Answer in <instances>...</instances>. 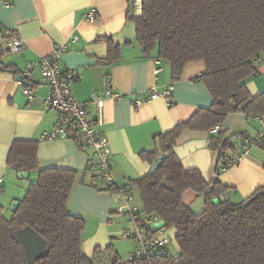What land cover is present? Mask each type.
<instances>
[{
  "label": "crops",
  "instance_id": "obj_1",
  "mask_svg": "<svg viewBox=\"0 0 264 264\" xmlns=\"http://www.w3.org/2000/svg\"><path fill=\"white\" fill-rule=\"evenodd\" d=\"M7 1L11 3L9 7L0 0V178L4 179L0 207L3 214L6 207L24 197L40 171L50 168L79 171L68 209L86 222L82 251L88 257H98L100 264H110L114 259L122 261L120 255L128 256L136 247L135 241L122 236L124 230L132 228L117 212L122 201L115 194L98 188L101 182L97 181L98 172L90 164L89 149L82 150L73 138L42 140L43 133L56 125L59 116L56 111L44 109L48 86L40 74L36 72L30 83L38 97L29 101L17 83L18 73L22 76L29 62L51 55L62 45L67 46L66 55L85 53L96 61L94 65L78 68L79 78L73 84V92L81 102L88 101L93 94L103 97L108 89L121 94L118 101L105 100L97 130L109 139L113 176L117 185L125 186L150 172L152 165L143 154L155 150L154 137L171 132L188 122L199 109L212 105L213 98L199 79L206 70L205 63L187 64L181 78L175 81L169 62L160 60L157 64L156 52L146 55L137 42L135 22L128 20L131 11L139 12L140 0ZM92 8L96 10L94 21L87 17ZM6 32H15L24 41L26 51L23 54L15 55L7 50L3 40ZM107 38L121 46V58L113 64L97 62L108 55ZM63 67L68 66L63 63ZM157 68L161 71L155 74ZM245 84L253 96L264 92V54L259 59L257 75L246 79ZM170 86L172 104L165 97H159L134 107L135 98L150 97L153 90L163 92ZM89 115L97 120L95 106L90 107ZM248 118L238 111L220 125V133L233 145L226 152L225 162L242 153L243 138L257 135L260 123ZM217 134L184 130L177 145L194 140H206L208 145L181 159L182 165L185 169H198L207 182L218 177L221 184L229 188L226 200L243 202L264 186V148L251 147L246 156L223 168L217 176L219 152L209 146L210 138ZM15 143H20L19 150L36 151L38 169L27 172L26 180L20 179L19 172L8 163ZM183 202L197 214L205 210L203 194L188 190ZM176 235L173 229L175 240ZM117 240L115 245L113 241ZM172 245L173 240L170 252ZM175 245L178 254L180 248L177 242Z\"/></svg>",
  "mask_w": 264,
  "mask_h": 264
},
{
  "label": "trees",
  "instance_id": "obj_2",
  "mask_svg": "<svg viewBox=\"0 0 264 264\" xmlns=\"http://www.w3.org/2000/svg\"><path fill=\"white\" fill-rule=\"evenodd\" d=\"M138 9V13L128 14V20L135 22L136 39L145 54L156 52L157 59L169 62L175 81L187 64L203 61L206 70L199 79L213 98L209 108L199 109L188 122L154 137L155 150L143 154L151 165L160 155L173 151L184 130L209 132L238 111L250 118L264 116V92L253 96L245 84L257 75L264 54V0H140ZM106 42L108 55L97 62H118L121 46L109 38ZM222 134L209 142L219 152L217 176L227 167L226 152L233 148ZM73 136L71 132L68 138ZM19 144L11 148V168L37 170L36 151L19 150ZM79 176V171L71 169L42 170L11 218L0 207V264H29L19 237L27 228L40 233L47 243L31 264H100L98 257L83 253L86 222L68 209ZM123 189L138 192L142 209L177 232L180 253L169 251L141 264H264V186L243 202L216 204L214 200L229 188L218 177L207 182L198 169H185L172 153L155 173L131 180ZM188 190L204 195L202 213L183 202ZM110 264L122 261L114 259Z\"/></svg>",
  "mask_w": 264,
  "mask_h": 264
},
{
  "label": "built area",
  "instance_id": "obj_3",
  "mask_svg": "<svg viewBox=\"0 0 264 264\" xmlns=\"http://www.w3.org/2000/svg\"><path fill=\"white\" fill-rule=\"evenodd\" d=\"M6 7L11 5L10 1L2 0ZM90 21L96 18V10L90 9L87 14ZM4 44L11 54L21 55L26 51V44L15 32H6L4 34ZM67 46L57 47L49 56L42 57L39 60L31 61L26 65L22 76L17 79V83L22 89L24 95L29 101L35 100L38 95L31 87L30 83L38 72L45 85L48 86V93L44 98V109L53 110L58 114V122L42 136L43 141H54L60 138H68L72 132L73 141L82 149L91 151L90 164L98 172L96 179L101 183L98 188L106 189L116 195L118 200L122 201L117 212L123 215L132 225V228L123 231V237L132 239L136 247L128 258L122 261V264H141L142 261L154 256H164L169 252V246L172 238L165 227L159 228L163 222L160 218L147 214L141 205L137 204V198L132 191H126L123 186L117 185L113 176L110 162V143L106 135L97 130L98 122L101 120L102 108L105 100L118 101L122 98L121 94L108 89L103 97L93 94L88 101H79L75 98L73 84L79 78L78 68L63 67L62 57L67 53ZM160 60L157 59V64ZM161 71L155 70V74ZM29 83V85L26 84ZM171 86L159 92L153 90L150 97H138L134 100V107L155 100L159 97H165L170 104ZM95 106L98 110L97 120L90 118V107ZM250 118V117H249ZM248 118V119H249ZM260 123V128L255 137L243 138L242 153L228 162V166L236 163L249 153L253 146L264 148V116L251 117ZM221 131L220 125L211 129L212 134ZM4 179L0 178V192L4 190ZM112 189L114 191H112Z\"/></svg>",
  "mask_w": 264,
  "mask_h": 264
},
{
  "label": "water",
  "instance_id": "obj_4",
  "mask_svg": "<svg viewBox=\"0 0 264 264\" xmlns=\"http://www.w3.org/2000/svg\"><path fill=\"white\" fill-rule=\"evenodd\" d=\"M62 62L70 67V68H79L85 66H91L96 63L95 60L88 57L85 53H69L62 57ZM29 85L28 82H26ZM208 145V141L206 140H194L189 143L183 145H177L173 148L172 152H167L165 154L160 155L153 163L150 173H155L161 163L168 158L172 153H174L177 158L180 160L184 157L190 155L191 153L195 152L197 149L203 148ZM18 176L20 179L26 180L29 177L27 172H19ZM163 186H166V180L162 183ZM106 190V189H102ZM214 202L218 204L219 202L225 203L226 202V195L220 197V199H215ZM20 206V201H15L12 203L10 207V212L14 213ZM165 227L164 223L162 222L159 225V228ZM23 236L26 240V245L30 248L32 252L31 258H27L29 260V264L32 263V260L40 253H43L46 250L47 243L45 239L42 237L40 233L35 231L34 229L27 228L22 231ZM23 242V241H22ZM24 244V243H23Z\"/></svg>",
  "mask_w": 264,
  "mask_h": 264
},
{
  "label": "rangeland",
  "instance_id": "obj_5",
  "mask_svg": "<svg viewBox=\"0 0 264 264\" xmlns=\"http://www.w3.org/2000/svg\"><path fill=\"white\" fill-rule=\"evenodd\" d=\"M136 198H137V201H136L137 204L138 205H141V199L139 197V193L138 192L136 193ZM9 210H10V207L9 208L6 207V212L4 213L5 216L8 217V218H10L11 217V214H12V212H10ZM167 232H169V234H170V236L172 237V240H173V245H172V249H171V252L170 253H172V255H177L178 249L176 248L177 247L176 245L174 246V242H176V240L174 238L175 236H173V229H168ZM19 237L21 238V240L24 243L23 244V249H24L25 256L27 258H31L32 252H31L30 248L26 245V240H25V238L23 236V232H19ZM113 242H114L115 245L118 244V240L117 241H113ZM120 256L122 257V261L123 260L125 261L128 258L129 255L128 256H123L121 254Z\"/></svg>",
  "mask_w": 264,
  "mask_h": 264
}]
</instances>
